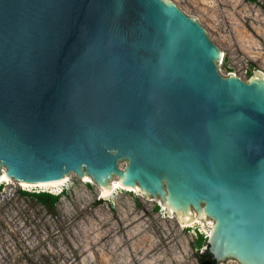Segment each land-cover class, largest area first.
<instances>
[{"label": "water", "instance_id": "1", "mask_svg": "<svg viewBox=\"0 0 264 264\" xmlns=\"http://www.w3.org/2000/svg\"><path fill=\"white\" fill-rule=\"evenodd\" d=\"M220 56L168 0H0V172L115 176L209 218L217 264H264V79Z\"/></svg>", "mask_w": 264, "mask_h": 264}, {"label": "rangeland", "instance_id": "2", "mask_svg": "<svg viewBox=\"0 0 264 264\" xmlns=\"http://www.w3.org/2000/svg\"><path fill=\"white\" fill-rule=\"evenodd\" d=\"M168 1L196 19L220 51L221 76L247 81L258 71L264 79V0ZM125 167V161L118 163L119 170ZM66 179L58 190L13 180L0 184V264H26V255L41 254L58 264H198L197 238L207 237L209 218L201 220L204 225L184 226L175 215H165L159 200L139 191L117 189L101 198L90 177L84 181L72 173ZM18 190L57 196L54 212Z\"/></svg>", "mask_w": 264, "mask_h": 264}, {"label": "trees", "instance_id": "3", "mask_svg": "<svg viewBox=\"0 0 264 264\" xmlns=\"http://www.w3.org/2000/svg\"><path fill=\"white\" fill-rule=\"evenodd\" d=\"M248 2H256V0H245ZM17 194L21 197L32 198L38 204H40L47 213L52 214L55 209V205L58 201L57 196L47 192H27L24 190H18ZM195 258L198 264H217L209 253L207 247V237H203L201 234L197 238ZM26 264H58L56 259L51 258L48 255H39L35 257H29L26 255Z\"/></svg>", "mask_w": 264, "mask_h": 264}, {"label": "bare ground", "instance_id": "4", "mask_svg": "<svg viewBox=\"0 0 264 264\" xmlns=\"http://www.w3.org/2000/svg\"><path fill=\"white\" fill-rule=\"evenodd\" d=\"M83 178H84L83 179L84 181H88L89 180L88 177L84 176ZM67 181H68V179H66V177H63L60 180H55V181H52V182H37V183L18 182V183H19V185H21L23 187H29V188L37 187V188H43V189L51 188V189H57L58 190ZM11 182H12V180L7 178L5 176V171L2 170L0 172V184H2V183L8 184V183H11ZM117 189H121V190H124V191H129V189H132V190H135V191H139V190L135 189L134 187H124V186H122L121 182H118L116 178L112 177L110 180H108V188L101 189L99 191V193L101 195V198H105V197L109 196L110 194H112ZM162 207L164 208L163 205H162ZM164 210H166V209L164 208ZM191 215H192V219H190L189 216H188L187 220L183 219L181 217H178V218H180L181 223L184 226H192L194 224H201V225L205 224V223L201 222L202 218H198L197 215L193 214L192 212H191ZM211 222H208L207 224H209L211 226V228H212L213 224ZM208 232H209L208 234H210L211 229Z\"/></svg>", "mask_w": 264, "mask_h": 264}]
</instances>
